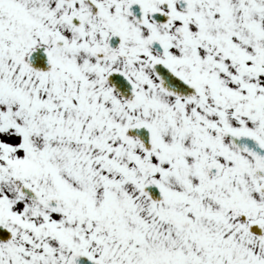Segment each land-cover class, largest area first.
<instances>
[{
	"label": "snow or ice",
	"instance_id": "1",
	"mask_svg": "<svg viewBox=\"0 0 264 264\" xmlns=\"http://www.w3.org/2000/svg\"><path fill=\"white\" fill-rule=\"evenodd\" d=\"M0 264H264V0H0Z\"/></svg>",
	"mask_w": 264,
	"mask_h": 264
}]
</instances>
